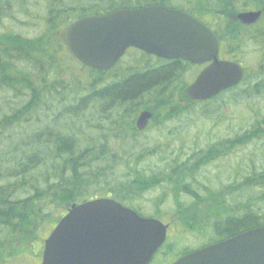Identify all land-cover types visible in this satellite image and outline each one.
<instances>
[{"label": "trees", "instance_id": "obj_1", "mask_svg": "<svg viewBox=\"0 0 264 264\" xmlns=\"http://www.w3.org/2000/svg\"><path fill=\"white\" fill-rule=\"evenodd\" d=\"M2 1L0 9L19 4L42 29L34 37L0 32V264L18 257V231H46L74 202L98 197L114 195L153 217H159L160 208L149 211L136 201L159 189L157 205L173 197L171 219L185 227V235L202 242L181 248L169 237L150 264H172L197 248L264 226V153L259 164L252 153L245 165L235 167L232 182L221 189L209 179V166L216 159L264 140L263 107L248 113L250 127L193 151L191 157L179 150L164 169L148 172L139 165L146 154L166 153L167 146L132 150L143 134L135 119L153 104L164 110L163 116L158 108L153 110L159 113L157 122L197 111L224 120L230 104L264 97V27H259L264 13L254 30L232 16L244 9L264 10V0H45V12L35 18L29 0ZM154 4L181 8L209 21L226 59L242 63L241 56L256 43L263 59L257 75L246 71L240 84L194 101L186 93L174 97V90L186 91L193 70V80L200 72L188 60L159 67L146 66L143 59V64L138 61L118 72L85 66L69 49L65 33L74 21ZM128 54L145 58L136 48Z\"/></svg>", "mask_w": 264, "mask_h": 264}, {"label": "water", "instance_id": "obj_2", "mask_svg": "<svg viewBox=\"0 0 264 264\" xmlns=\"http://www.w3.org/2000/svg\"><path fill=\"white\" fill-rule=\"evenodd\" d=\"M262 13L244 11L237 18L253 25ZM66 41L80 62L98 70L112 68L131 47L167 59L208 63L188 87L196 101L240 84L245 76L241 63L220 58V41L210 27L164 5L82 17L68 27ZM151 117V111H142L137 127L145 129ZM168 228L113 198L74 203L46 239L42 264H149ZM172 264H264V226L196 249Z\"/></svg>", "mask_w": 264, "mask_h": 264}, {"label": "rangeland", "instance_id": "obj_3", "mask_svg": "<svg viewBox=\"0 0 264 264\" xmlns=\"http://www.w3.org/2000/svg\"><path fill=\"white\" fill-rule=\"evenodd\" d=\"M3 2L4 1L1 0L0 7H3ZM17 5L19 4H16V7H11L9 9H0V32L12 31L26 37L36 36L41 31L42 25L38 20L28 19L27 15L24 13L26 9L17 7ZM29 6L31 7V11L33 12L32 16H34V18L37 16V13L45 12V0H29ZM27 12L29 11L27 10ZM226 17L228 18L227 15ZM259 27L263 28L264 23L259 25ZM248 51L249 52L241 56V59L248 75L252 77L257 75L256 71L258 64H262L263 59L259 57L260 47L257 46L256 43L252 47L249 46ZM143 59L145 60V58L129 56L123 63H121V66L117 71H126L130 64H136L138 61H141L143 64ZM193 72L189 74V77L191 78L190 82L193 81L194 78L192 77ZM184 93L189 96L188 87L186 91L182 89L174 90V97L180 98L182 94L185 95ZM248 103L249 104L243 102L230 104L226 110V116H223L224 120L218 118L217 115H208L197 111L191 114L187 113L184 115V113H181L177 115L181 116L180 120L175 116L166 122L164 119L162 122L154 123L149 131H141L143 134L139 136L138 142L136 143V146L133 145L132 150L138 151L140 149H145L146 147L145 150L150 151L156 146V144H160L162 150L168 147V151L166 153H156L153 155L146 154L145 159L147 160L139 166L141 168H148V172H150L152 168L155 170H159L160 168L164 169L171 165L172 158L177 155L179 150L183 149L184 153H186V157H191L193 151H200L203 148H206L211 142H216L221 138L225 139L227 136L233 135L239 129L242 131L241 127L243 130L250 127L253 119L251 117L252 114L248 116V113L252 110H257L260 107H263L264 109V97L254 99ZM148 108H145L144 110H148ZM150 108L154 110L155 108H158L160 110V116H163L162 113L164 110L163 112L161 111L162 106L153 104ZM241 111L243 113H241ZM137 119L138 118L135 119V122ZM157 125L163 127L160 128ZM252 153L254 154V159L257 161V164H259V159L264 153V140L258 141L255 144H250L249 146L247 145L239 150H235L231 155L221 156L219 159H216L209 166L210 182L215 183L220 189L232 182V178H234L236 174L235 167H238L240 164L245 165ZM164 155L166 156V159L162 160ZM182 158V160L185 159L184 157ZM132 163L135 164L134 162ZM120 172L122 173V171ZM159 190L154 193H146L144 200H138L136 201V204H142L143 207L149 211H155L156 207L160 208L161 214L158 216L161 217L162 221L164 220L163 218H165V222L169 221V237L170 239L179 242L177 247H195L201 243V238L196 239L190 237L188 234L185 235V227L178 220L175 221L171 219V216L174 213L172 212V208L175 207V202L172 196H168L165 203H160L158 205L155 203L156 197L160 196L162 193ZM110 197L115 196L112 195ZM183 199L185 200L184 197ZM78 202L80 201L74 203ZM52 229L53 228L48 227L46 231H18L16 235L18 243L15 248L19 255H17V258L11 259L10 264H41L45 240Z\"/></svg>", "mask_w": 264, "mask_h": 264}, {"label": "flooded vegetation", "instance_id": "obj_4", "mask_svg": "<svg viewBox=\"0 0 264 264\" xmlns=\"http://www.w3.org/2000/svg\"><path fill=\"white\" fill-rule=\"evenodd\" d=\"M154 5H164V6H167V7H170V8H174V7H171V6H168V5H165V4H154ZM174 9H179V10H183V11H185V12H187V13H189L187 10H184V9H181V8H174ZM250 10H262V9H256V8H253V9H244V10H242V11H239V12H237L235 15H232L233 16V19L235 20H237V16H238V13H241V12H244V11H250ZM263 12H264V10H263ZM190 14V13H189ZM192 15V14H191ZM195 17V16H194ZM198 19V18H197ZM201 22H203L204 24H206L207 26H209L212 30H213V28H212V26L209 24V21H206V20H204V21H202V20H200ZM208 23V24H207ZM260 24V22H258V23H256L255 25L253 24V26L252 25H246L248 28H251L252 30H254V29H256L257 27L256 26H258ZM214 31V30H213ZM219 37V36H218ZM130 49H132V48H130ZM130 49H128L126 52H125V54L118 60V62L116 63V65L113 67V68H120V66H121V63H123L124 62V60L126 59V58H128L129 57V51H130ZM220 51H222V50H220ZM220 58L221 59H224V57L222 56V52H220ZM173 60H179V59H167V58H163V57H159V56H157V55H155V54H151V53H147V52H145V65L146 66H148L149 64H152V65H157V66H159V67H162V66H164V63H166V62H174ZM208 65V63H206V64H201V65H197L198 67H199V69H200V71L204 68V67H206ZM191 83H192V81H191ZM190 83V84H191ZM148 110H151L152 111V117H151V119L149 120V122H148V124H147V127L145 128V130H143V131H145V132H147V131H149L152 127V125L154 124V123H156L157 121H160V119H159V116L157 115V114H155L154 113V109H152V108H148ZM178 119V118H177ZM178 120H180V119H178ZM135 126H136V122H135ZM133 208V207H132ZM133 209H135V208H133ZM136 210V209H135ZM138 211V210H137ZM169 230V229H168ZM162 247V246H161ZM161 247L159 248V250L161 249ZM158 250V251H159ZM157 251V252H158ZM156 252V253H157ZM154 258H155V256H154ZM153 260V259H152ZM152 262V261H151ZM150 262V263H151ZM149 263V264H150Z\"/></svg>", "mask_w": 264, "mask_h": 264}]
</instances>
